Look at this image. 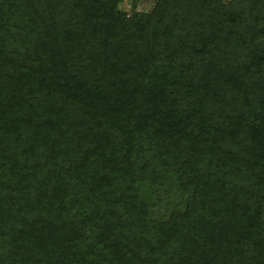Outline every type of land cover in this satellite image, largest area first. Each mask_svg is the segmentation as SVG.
I'll return each mask as SVG.
<instances>
[{
    "label": "trees",
    "instance_id": "1",
    "mask_svg": "<svg viewBox=\"0 0 264 264\" xmlns=\"http://www.w3.org/2000/svg\"><path fill=\"white\" fill-rule=\"evenodd\" d=\"M0 0V264H264V0Z\"/></svg>",
    "mask_w": 264,
    "mask_h": 264
},
{
    "label": "rangeland",
    "instance_id": "2",
    "mask_svg": "<svg viewBox=\"0 0 264 264\" xmlns=\"http://www.w3.org/2000/svg\"><path fill=\"white\" fill-rule=\"evenodd\" d=\"M155 3V0H140L136 7V11L148 13L151 8L153 7ZM119 8L127 13L129 11V0H122V2L119 5Z\"/></svg>",
    "mask_w": 264,
    "mask_h": 264
}]
</instances>
